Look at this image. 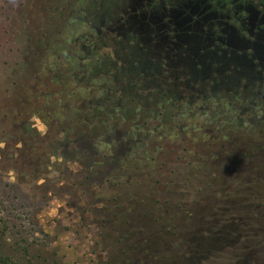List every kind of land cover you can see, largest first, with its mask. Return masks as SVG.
Segmentation results:
<instances>
[{
  "label": "rangeland",
  "instance_id": "374dc122",
  "mask_svg": "<svg viewBox=\"0 0 264 264\" xmlns=\"http://www.w3.org/2000/svg\"><path fill=\"white\" fill-rule=\"evenodd\" d=\"M226 1L208 0L188 34L238 54L211 65L232 84L187 101L204 106L208 94L231 128L243 116L229 104L247 109L235 149L202 130L191 143L171 134L173 92L160 101V137L146 131L152 104L132 82L144 32L125 43L114 28L140 13L127 8L138 1L0 0V264H264V164L239 150L253 137L264 148L254 89L264 78L248 48L264 57V11L258 0ZM238 75L253 78L248 90L236 89ZM226 229L228 243L214 241ZM199 239L213 241L203 251Z\"/></svg>",
  "mask_w": 264,
  "mask_h": 264
},
{
  "label": "flooded vegetation",
  "instance_id": "af4514ba",
  "mask_svg": "<svg viewBox=\"0 0 264 264\" xmlns=\"http://www.w3.org/2000/svg\"><path fill=\"white\" fill-rule=\"evenodd\" d=\"M136 1L140 3L138 8L133 9L132 6H127V8L130 11L134 10L140 13L137 14V12H134V15L133 13H129L126 16V19H123V21L114 25V28L116 30H122V34H120L118 39L124 40L125 43H131L137 40L138 36H136L135 33L133 34V32H144V34L141 35V42L143 43L141 52V60H143L141 64L142 73L139 75V82L135 81L136 78H134V81L132 82H134V84L136 83L135 86H133V89L136 88V91H141V95L146 97L147 107L149 104H152L153 117L149 121H145L143 120L145 118H142V123H144L146 131L149 135L157 133V136L160 137L158 129L163 125L159 124L165 125L166 122L164 118H160V114L164 113V108L166 107L163 104L160 105V101L165 100V96L170 92H173L175 93V100H171L170 102L172 106L175 105V109L173 108L175 117L174 123L169 125L170 129H172L171 134L177 133L178 136H181L180 141L182 140L185 143H191V140L195 139L196 130H202L205 137L209 139V143L212 142L211 144H214L215 139L224 136V143H228L227 149H235V147L231 146L234 145L236 138L235 135L238 134V129H243L245 120L248 121L246 117L248 113L247 109L241 110L240 105L234 102L229 104L232 110L235 109L238 112V115L241 113L242 115L240 116H243L239 118V125H237L236 128H231V119L227 116L226 110L224 108L217 110L220 105L217 104L218 107H214L215 104L211 103L212 100L208 94L204 95V101L202 102L205 107H197L191 105V103L187 101V95H189L188 98L194 97V94H192L194 91L195 93L198 91H206L208 87L210 90L216 88L223 91L232 84L229 76H227V72H224L227 70L226 67H223V70L216 74L221 77H215L212 75L211 65L213 63H215V65L217 64V61L215 60L228 62V55H234L235 51H226L222 48L226 45V41H223L222 39L218 38V46L212 43L207 45L206 42L202 41L203 39H200L199 41L193 34H188L191 27L195 26V24H202V16H200V13L207 10L206 4L208 0ZM158 1H160L159 4L157 3ZM263 1L264 0H258V4L256 5H261L262 10L264 11ZM125 2L129 4L130 0H125ZM226 2L229 1L227 0ZM166 6H169L170 8H167ZM155 10L160 11L161 14H154ZM238 11H241V9H238ZM153 14L155 16H153ZM225 33L226 30L221 31V34L224 35ZM256 45H251V48L250 46L248 47L252 50V54H250L249 51L248 52L251 55L250 57L252 64L254 65V71H256L259 78H264V57H262V52L257 49ZM209 47L212 49H209ZM255 47L256 53L253 51ZM120 48L126 49V47H118V49ZM201 49H203L204 53ZM235 54L238 56L237 53ZM220 57L222 58L220 59ZM208 74H210L209 77L211 79L209 84L206 82L204 83L201 80L202 76ZM204 81H208V79ZM234 83H236V89L244 90L246 88L245 90H248V84L254 83V81L253 78L248 79V77L241 75L238 79L234 80ZM206 85H208V87ZM254 89H256V102H258L255 107L258 110H262V114L264 115V104L263 106L261 105L262 100H264L262 99L264 97V87L256 84V88ZM241 98V101H247V99H244L243 97ZM141 99L145 100V98ZM183 107H185L187 113H191V115H185L187 118L186 122L182 120V117L179 118ZM194 113H197L198 117L194 116ZM200 114H204V116H199ZM223 146L226 147V145ZM160 147L161 146L158 147L157 151L161 149ZM239 150L241 152L248 151V153L256 154V162H262V164H264V148L260 149L256 146V137H253L251 146H247L246 150ZM182 151L183 153H186L187 149L182 148ZM228 152L231 153L232 151ZM234 227L236 228L237 226ZM234 227H231L230 230H234ZM228 231L229 229H226V232H224V235H226L225 237L218 238L214 241L221 245L225 242L228 243ZM212 241L213 240L206 241L199 239L194 240L193 242L195 248H201L204 251L208 246H211Z\"/></svg>",
  "mask_w": 264,
  "mask_h": 264
}]
</instances>
